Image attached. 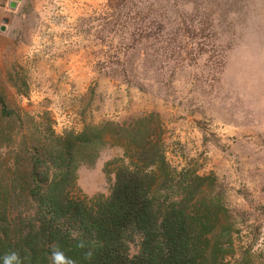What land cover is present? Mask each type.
Returning <instances> with one entry per match:
<instances>
[{
	"label": "rangeland",
	"instance_id": "obj_1",
	"mask_svg": "<svg viewBox=\"0 0 264 264\" xmlns=\"http://www.w3.org/2000/svg\"><path fill=\"white\" fill-rule=\"evenodd\" d=\"M132 22L152 38L107 59ZM0 98L6 170L49 137L158 114L171 166L214 177L224 198L226 260L264 264V0H0ZM121 156L106 146L81 164L83 194L109 196L103 168Z\"/></svg>",
	"mask_w": 264,
	"mask_h": 264
},
{
	"label": "trees",
	"instance_id": "obj_2",
	"mask_svg": "<svg viewBox=\"0 0 264 264\" xmlns=\"http://www.w3.org/2000/svg\"><path fill=\"white\" fill-rule=\"evenodd\" d=\"M130 25L107 59L152 38L150 23ZM12 115L0 98V119ZM106 146L122 150L103 168L114 167V183L109 196L88 197L77 170ZM28 155L10 170L0 161V264H231L233 228L215 179L171 166L158 114L49 137Z\"/></svg>",
	"mask_w": 264,
	"mask_h": 264
},
{
	"label": "water",
	"instance_id": "obj_3",
	"mask_svg": "<svg viewBox=\"0 0 264 264\" xmlns=\"http://www.w3.org/2000/svg\"><path fill=\"white\" fill-rule=\"evenodd\" d=\"M10 6H11V7H14V4H11ZM1 30H3V29H1Z\"/></svg>",
	"mask_w": 264,
	"mask_h": 264
}]
</instances>
